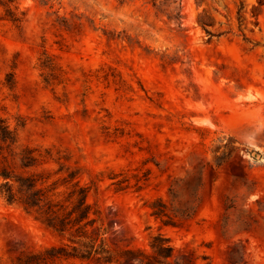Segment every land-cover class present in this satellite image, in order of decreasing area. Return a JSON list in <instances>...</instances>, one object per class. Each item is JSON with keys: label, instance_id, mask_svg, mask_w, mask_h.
<instances>
[{"label": "rangeland", "instance_id": "rangeland-1", "mask_svg": "<svg viewBox=\"0 0 264 264\" xmlns=\"http://www.w3.org/2000/svg\"><path fill=\"white\" fill-rule=\"evenodd\" d=\"M46 63L57 68L48 82ZM0 117L11 128L21 118L20 145L50 148L96 182L88 202L131 246L161 233L210 264L237 245L264 264L259 0H0ZM199 178L180 227L150 216L157 198L193 202ZM52 242L0 196L2 262Z\"/></svg>", "mask_w": 264, "mask_h": 264}, {"label": "trees", "instance_id": "trees-1", "mask_svg": "<svg viewBox=\"0 0 264 264\" xmlns=\"http://www.w3.org/2000/svg\"><path fill=\"white\" fill-rule=\"evenodd\" d=\"M42 68L47 71L46 82L57 75L53 63L43 64ZM23 127L21 118L11 128L7 119L0 117V196L7 205L30 216L53 242L6 262L0 260V264H196L199 259L210 264L208 255L197 256L188 247L175 248L161 233L149 238L147 248L131 246L119 237L113 215L88 202L96 182L81 183L80 169L68 166V158L53 155L50 148L20 145L18 128ZM49 163L57 164L58 169L47 168ZM201 187L199 178L191 188L194 201L184 208L170 209L160 198L153 200L148 205L150 216L162 226L180 227L196 213ZM169 193L174 200L175 194L171 190ZM227 264H247L243 245L229 248Z\"/></svg>", "mask_w": 264, "mask_h": 264}]
</instances>
